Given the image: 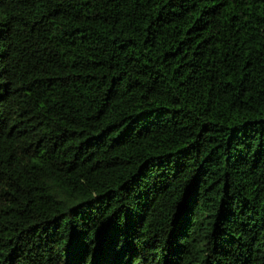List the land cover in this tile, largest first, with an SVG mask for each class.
I'll return each instance as SVG.
<instances>
[{
  "label": "trees",
  "instance_id": "16d2710c",
  "mask_svg": "<svg viewBox=\"0 0 264 264\" xmlns=\"http://www.w3.org/2000/svg\"><path fill=\"white\" fill-rule=\"evenodd\" d=\"M0 264H264V0H0Z\"/></svg>",
  "mask_w": 264,
  "mask_h": 264
}]
</instances>
